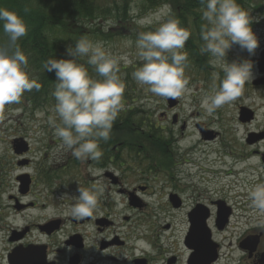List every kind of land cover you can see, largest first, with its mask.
<instances>
[{"label":"flooded vegetation","instance_id":"obj_1","mask_svg":"<svg viewBox=\"0 0 264 264\" xmlns=\"http://www.w3.org/2000/svg\"><path fill=\"white\" fill-rule=\"evenodd\" d=\"M253 60V80L258 83L250 82L248 86L258 87L261 89L259 95H264V33ZM257 61L260 62L259 68H256ZM213 69L204 81L214 90L218 88L223 72ZM219 74L222 76L220 79ZM241 107L245 106L236 109L235 121L238 126L248 128L257 121V110L246 107L251 110L252 117L243 122L239 116ZM172 111L169 109L168 112ZM172 122L174 128L178 127L176 117ZM197 123L194 126L196 143L209 145L218 140L217 130L215 132L206 123ZM257 124L253 130L247 129L239 146L232 129V134H229L231 140L219 139L221 147H229L230 151L224 156L231 157L233 164L224 159L214 160L208 169H200L195 178L190 175L192 168H189V172L181 173L177 181L175 169L179 166L172 162L168 152L162 157L140 156L138 152L137 164H145L147 160L154 164L146 171H157L154 177L166 185L162 194L151 192L148 183L146 187H125L123 180L129 174H137L138 180L142 174L108 172L107 169L115 163V156L96 160L93 169L103 171L96 180L101 181L102 177L107 188L96 209L99 214L94 211L93 216L79 220L65 214L73 202L67 200V196L61 198L64 194L60 190L62 186L45 182L46 176L51 179L52 175L58 174L39 172L36 174L39 178L31 176L29 191L23 196H11L10 204L0 213V232L7 233L6 244L0 246V264H15L13 249L29 246L37 249L39 264H264V226L261 223L264 215L251 207L247 195L252 186L264 182V111ZM179 129L180 134L185 133V124ZM129 153L134 155L136 151L133 149ZM249 159L255 160L256 164L247 162ZM114 168L120 170L123 165L119 163ZM240 174L246 177L239 179ZM85 179L79 183L80 187L87 184V189L91 188L90 180ZM69 180L72 179L62 181L68 184ZM39 185H46L50 193L55 192L58 201L41 205L24 202L32 194L33 187ZM74 186L71 182V187ZM112 194L122 198L124 207L116 210L117 201ZM18 200L25 206L30 205L19 209ZM150 201L155 203L152 208ZM34 209L38 213L30 224L23 223L18 228L9 222H24L23 219ZM49 209L54 211L49 212Z\"/></svg>","mask_w":264,"mask_h":264},{"label":"clouds","instance_id":"obj_2","mask_svg":"<svg viewBox=\"0 0 264 264\" xmlns=\"http://www.w3.org/2000/svg\"><path fill=\"white\" fill-rule=\"evenodd\" d=\"M203 5L200 38L204 42L201 53H209L218 65L223 78L218 88L201 101V107L209 114L223 105L236 100L244 86L255 78V62L251 57L260 47V39L253 25L264 19V14L253 16L238 0H200ZM170 12H157L138 21L141 26L159 22ZM0 25L8 37L7 46L0 47V118L6 105L18 104L25 92L39 90L41 84L28 70L29 60L18 41L27 35L28 25L20 14L0 8ZM191 31L181 25L178 18L160 22L154 31L138 34L136 56L143 63L132 76L146 91L161 98L177 99L187 95L189 80L185 75L188 67V52L185 44ZM132 42L129 41V44ZM238 46L248 53V58L228 61V53ZM86 63H81L85 60ZM131 65L130 54L114 55L105 49L103 42L81 36L74 45L68 44L60 58H49L43 67L55 75V117H50L54 134L62 146L81 161L99 160L103 151L101 141L111 138L113 124L123 108V94L126 88L119 76L120 66ZM87 65L95 68L100 78L89 73ZM57 119L59 123H57ZM96 175H102L97 172ZM78 195H69L73 203L66 215L75 219L93 216L105 187L97 181L91 188H77ZM251 207L264 215V182L256 183L248 191ZM49 209V212H53ZM22 223V221H21ZM264 226V222H261ZM71 250V247L68 248Z\"/></svg>","mask_w":264,"mask_h":264},{"label":"rangeland","instance_id":"obj_3","mask_svg":"<svg viewBox=\"0 0 264 264\" xmlns=\"http://www.w3.org/2000/svg\"><path fill=\"white\" fill-rule=\"evenodd\" d=\"M170 1L171 0H167V6H164L165 2L162 0H154L152 4L146 5L144 0H95L97 7L94 11L93 17V20L95 21L89 26V28L86 27V21L85 29H83L84 32L92 34L91 40L103 42L105 49L108 52L114 55L128 53L133 60V63L128 66H124L123 63H121L120 71L118 73L121 79L124 80L126 88L123 94V108L117 117L118 119L113 124L116 126H113L112 128L111 139L109 140L107 147L109 149L104 152L106 147L105 141L100 142L101 149L105 154H114L115 156L113 157L115 163L107 170L114 174H119V172H140V174H142V177H140L141 180H138V176H135L137 174H129V177H125L126 180H123L125 187H128V189H131L136 185H145L146 187V184L148 183L151 186L150 188H152L151 192H154L156 195L162 194V192L166 190V185H164L162 180L154 177V174L157 171L152 170L151 173L146 171L150 169L148 167L154 166V164H152L151 160H147L145 164H137L138 161H136V158H140L137 157L138 154L133 155V153H129L124 147L125 144L121 142L111 143L113 140L112 136L116 133V129H122L121 132L128 129L135 131V128H131V126L136 124L135 122H137V119L142 117L144 119L143 125H145L142 127V130L145 131V133L140 132L138 140L148 139L150 143L153 142L152 144H158V156L162 155L159 151L166 154L168 152L169 156H171L172 162L179 166L175 169L176 176H178L176 179L179 181L181 173L187 174L190 170L189 168H192L190 175L195 178L200 169H208L214 160L224 159L230 165L233 164L232 162L234 160L231 157L228 155L224 156L230 151L229 147H221V145H219V139L226 141L231 140L229 139L231 138L229 134H232L230 131L232 129L234 131L235 142H237L236 145H241L240 142L244 140L247 129L250 128L253 130L258 126L257 121L261 118L264 111V95H259L261 89H257L258 87H250L248 86L249 84H245L242 94L236 100L223 105L212 114L207 113L200 106L201 101L206 95L213 94L217 88L214 90L211 89V87L204 81L203 75L206 74L199 73V69L194 65H188L185 69V75L189 80L188 88L190 92L183 97L177 98L180 101V106L176 107L171 113L168 112L169 109L166 106L165 98L155 96L146 91V86H141L136 82L132 73L143 63V61L136 56V38L142 31H154L155 28L159 26L160 22H163L170 17V12H172L171 6L169 5ZM175 1L178 3L177 0ZM258 6L260 7L258 8ZM124 9L126 13L128 12L127 14L122 12ZM167 9H170V12L165 14L159 22L154 20L153 24L149 26H141L138 23L139 20L147 16L153 15L157 12L167 11ZM244 9L251 12L253 16L262 15L264 14V0H249L247 7ZM99 14L100 16L98 17ZM176 14L177 13H173L174 16ZM116 16L118 19H116ZM263 25L264 19H261L259 23L253 25V30L257 33L261 43L262 34L264 33V31H262ZM123 28L124 30H122ZM110 35L114 36L111 37ZM129 41L132 43L129 44ZM73 43L75 42L70 41L68 44L74 45ZM65 48L66 47L61 49L60 57L64 55ZM259 48L257 49L255 56L258 54ZM208 55L210 54L208 53ZM255 56L251 57V59H254ZM206 58L208 61L205 65L207 66L214 58ZM238 58H248V53L242 51L238 46H234L229 51L227 59L231 62ZM80 62L86 63V59L81 60ZM87 67L90 75L94 78H100L93 66L87 65ZM213 67L215 72L222 71L218 65H213ZM53 91L54 89L49 90L47 102L41 105L38 110L34 107H30L25 97H22L20 103L6 105L4 108L3 118H0V213L8 206V204H10V197L17 196L18 187L15 179L21 174H27L31 177L40 174L38 169H40V171L47 169L48 174L51 175L52 172L53 174L58 175H52L51 179L53 181H51L48 176H46V178L44 177L46 180L45 182L58 185L57 187L61 185L63 189L60 187V190L69 195H78L76 191L78 187L87 189V184H83L82 186L84 187H80L79 183L83 178H86L85 180L88 182L90 180V187H92L97 181L96 178L98 175H96V173L98 171L93 169V163L96 160L88 159L91 161V164H89L87 160H77L71 154V150L64 148L61 140L54 134V128L50 124V117H55L56 115L54 112L55 98L50 93ZM28 93L29 92H25L24 95H31V92ZM241 105L249 108L251 106V108H256L257 110V121L251 124L248 128L238 126L237 121H235L236 109ZM128 108H132L131 113L127 112ZM124 112H126L127 115H122L120 117L121 113ZM174 116L177 118L175 124H178V127L176 128H174L172 122ZM125 118L127 119L125 120ZM197 122L206 123L208 126L212 127L215 132L217 130V132H219L218 140L209 145L196 143L197 138L195 136L194 126L198 124ZM57 123H59L58 119ZM149 124H153L159 129H162V132H158L159 130L152 132L147 131V125ZM184 124L186 126L185 133L180 134L179 127ZM229 126L232 128L229 129ZM152 135L161 137L155 139ZM119 136L122 137L121 134H119ZM20 138L24 140L23 142L27 144L29 149L26 154L18 157L13 152L12 141ZM166 142H168V144ZM141 145L142 143L138 144L140 150L142 147ZM146 150H148V146L144 148V152ZM140 156H142V154ZM145 156L149 157L147 155ZM104 157L107 158L109 156L102 155L101 159L105 160ZM22 161H28V169L23 170V168L27 166L22 167L24 165H18L17 162L20 163ZM254 161L255 160L249 159L247 162L254 163ZM119 163H122L123 169L115 170L114 166H117ZM234 168L239 169V167ZM142 171H145V173H142ZM101 172L103 173V171ZM36 177L39 178L37 175ZM245 177V174L239 175V179ZM67 178L72 180H69L68 184H64V181L62 180H67ZM60 182H62V184ZM71 182L75 184L74 187H71ZM100 182L106 189L107 183L102 177ZM195 182H197L196 179ZM169 189H171V186H169ZM48 191L49 188L46 185L33 187L32 194L29 195L24 202L32 201L41 205L44 202L54 203L56 200L58 201L55 192L50 193ZM112 197L117 201L116 210L124 207L121 197L113 196V194ZM67 198V200L73 202L69 196H67ZM149 203L151 204V208L152 205H155L152 201ZM36 213H38L36 209L30 211L28 217L23 219L24 222L22 220H16L14 222L9 220V222L13 223V226L19 228L23 226V223L30 224L32 218L37 215ZM96 213H98L97 210ZM117 218L119 217L117 216ZM5 235H7V233L0 232V246L2 247L6 244Z\"/></svg>","mask_w":264,"mask_h":264},{"label":"trees","instance_id":"obj_4","mask_svg":"<svg viewBox=\"0 0 264 264\" xmlns=\"http://www.w3.org/2000/svg\"><path fill=\"white\" fill-rule=\"evenodd\" d=\"M153 1L154 0H144L145 5L152 4ZM162 1L165 2V4L167 2V0ZM177 1L178 3H176L175 0H171L169 3L172 9L170 17L178 18L181 21V25L189 28L191 31V36L185 44V50L189 54L188 65L198 63L202 68H206L205 64L208 61L206 57L209 55L208 53H201V47L204 42L200 38L201 26L206 23V21L202 19L203 5H201L200 0ZM248 2L249 0H238V3H240L243 8L247 7ZM0 8L17 12L23 16L28 25L27 35L20 38L18 44L28 56V70L38 79L41 87L39 90H31V95H23V97L28 101L30 107H34L38 110L41 105L47 102L49 90L55 87V75L54 73L46 71L43 67L44 62L49 58H60L61 49L66 47L70 41L75 42L81 36H86L91 39L92 34L84 32L83 29H85L86 21V27L88 28L95 21L93 20L94 11L97 8L95 0H0ZM122 12H124V14L128 13H126L125 9ZM173 13L177 14L174 16ZM99 16L100 14L98 17ZM116 19H118L117 16ZM122 30H124V28ZM7 44L8 37L3 32L2 25H0V47L7 46ZM50 93L52 94V92ZM131 111L132 108L127 109L128 113H131ZM122 115L125 116L127 114L126 112L121 113L120 117ZM126 119L127 118H125V120ZM143 120L144 119L140 117V119H137V122H135L136 124L131 126V128H135V131L128 129L121 132L122 129H116V133L112 136L113 140L111 143L121 142L125 144L124 147H127L130 151L134 149V151L139 152L140 149L138 144H144L145 140H147H138L140 132L145 133V131L142 130V127L145 126L143 125ZM147 127V131H157L153 124H149ZM119 134H121L122 137H120ZM152 136L155 139L160 137L156 135ZM109 140L105 141V150L109 149L107 148ZM142 150H144V147ZM161 154L162 156H166L164 152H161ZM105 155L109 156V154ZM47 171V169L44 171H40L39 169L41 173H48Z\"/></svg>","mask_w":264,"mask_h":264},{"label":"water","instance_id":"obj_5","mask_svg":"<svg viewBox=\"0 0 264 264\" xmlns=\"http://www.w3.org/2000/svg\"><path fill=\"white\" fill-rule=\"evenodd\" d=\"M169 103L172 98H168ZM172 106V105H171ZM22 138L15 139L13 142V152L16 155H22L28 151V146ZM18 165H26L28 161L17 162ZM19 182V193H27L30 185V178L27 174H22L16 178ZM13 257H15L16 264H37L36 261V251L33 247L25 249H15L13 252Z\"/></svg>","mask_w":264,"mask_h":264}]
</instances>
